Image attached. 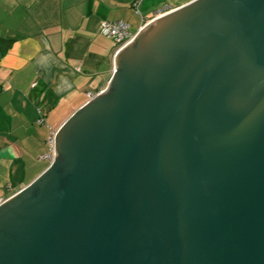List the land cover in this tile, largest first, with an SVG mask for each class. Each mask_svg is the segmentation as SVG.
Listing matches in <instances>:
<instances>
[{"label":"water","instance_id":"obj_1","mask_svg":"<svg viewBox=\"0 0 264 264\" xmlns=\"http://www.w3.org/2000/svg\"><path fill=\"white\" fill-rule=\"evenodd\" d=\"M163 14L0 205V264H264V0Z\"/></svg>","mask_w":264,"mask_h":264},{"label":"crops","instance_id":"obj_2","mask_svg":"<svg viewBox=\"0 0 264 264\" xmlns=\"http://www.w3.org/2000/svg\"><path fill=\"white\" fill-rule=\"evenodd\" d=\"M190 1L0 0V197L50 166L41 155L51 130L108 86L117 46L101 23L123 20L137 33Z\"/></svg>","mask_w":264,"mask_h":264},{"label":"built area","instance_id":"obj_3","mask_svg":"<svg viewBox=\"0 0 264 264\" xmlns=\"http://www.w3.org/2000/svg\"><path fill=\"white\" fill-rule=\"evenodd\" d=\"M100 32L108 37L111 38L117 46V53L129 45L136 37L137 33H133L130 30V26L127 22L123 20L117 21H103L101 23ZM43 117H40L38 123L43 122ZM56 134L57 131L51 130L49 137H48V151L41 155L42 158L50 161L52 163L56 156ZM7 198V197H6ZM5 197H0V205H2L5 200Z\"/></svg>","mask_w":264,"mask_h":264},{"label":"rangeland","instance_id":"obj_4","mask_svg":"<svg viewBox=\"0 0 264 264\" xmlns=\"http://www.w3.org/2000/svg\"><path fill=\"white\" fill-rule=\"evenodd\" d=\"M172 10V9H171ZM170 11V10H169ZM162 15H164V14H161L159 17H162ZM136 41V38L133 40V42L132 43H134ZM131 44V43H130ZM129 44V45H130ZM128 46V45H127ZM96 95V94H95ZM47 151H48V148H47Z\"/></svg>","mask_w":264,"mask_h":264}]
</instances>
